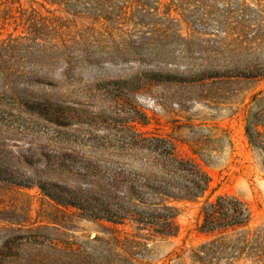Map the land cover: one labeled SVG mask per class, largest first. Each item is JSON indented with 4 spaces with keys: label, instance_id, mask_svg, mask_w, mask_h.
<instances>
[{
    "label": "trees",
    "instance_id": "obj_1",
    "mask_svg": "<svg viewBox=\"0 0 264 264\" xmlns=\"http://www.w3.org/2000/svg\"><path fill=\"white\" fill-rule=\"evenodd\" d=\"M2 34L0 74L27 64L45 69L51 77L33 98L36 116L55 125H63L59 121L75 106L128 102L135 109L137 91L157 80L169 82L172 104L180 107L191 95L215 103L235 80L264 78L261 2L0 0ZM145 59L169 71L131 68L75 77L85 65ZM55 65L60 68L52 76ZM252 100L259 111H247L245 134L264 152V95ZM18 103L25 104L12 99L9 106ZM25 112L34 114L28 107ZM134 121L128 117L89 142L53 129L56 134H44L42 146L30 147L29 156H14L28 166L21 172H8L10 162L0 158V181L15 190L0 197V264H152L149 241L179 233V203L196 204V229L207 239L175 252L173 262L164 264H264V226L248 227L247 203L231 193L214 194L206 170L179 152L174 137L143 130ZM198 142L189 143L194 153L202 149ZM33 186L65 219L98 222L103 230L78 238L62 222L32 219L30 204L20 205L16 188ZM44 210L41 206L40 213Z\"/></svg>",
    "mask_w": 264,
    "mask_h": 264
},
{
    "label": "rangeland",
    "instance_id": "obj_2",
    "mask_svg": "<svg viewBox=\"0 0 264 264\" xmlns=\"http://www.w3.org/2000/svg\"><path fill=\"white\" fill-rule=\"evenodd\" d=\"M247 2H261L264 5V0ZM4 36L5 34H2L0 38ZM253 55L259 56L256 52ZM151 64L158 67L149 66ZM147 67L162 73L169 71V66L159 61L145 59L133 63L85 65L79 69L75 77H95L102 73L118 74L130 71L131 68ZM59 68L60 65L51 68L52 76L57 75ZM18 71L17 74L6 73L8 75L4 76L0 74V101L7 103V106L0 104V158L10 162L6 166L8 172L28 169L25 163L19 164L14 160V156H29L30 147L37 149L42 146L41 139L44 134L53 136L56 134L53 129L60 130L59 135L64 138L89 142L108 134L128 117H134V122L139 128L174 137L179 152L192 157L206 170L211 178V188H215L214 194L227 192L245 201L251 210L249 228L264 226V152L254 149L249 144L244 120L247 111L250 110L253 114L259 111V106L252 100V95H264V78L254 81L235 80L234 84L230 85L229 92L221 93L217 98L218 102L215 103L202 101L191 95L180 107L172 104V88L169 82L157 80L152 82L150 87L137 91L133 98V103L137 106L135 109L128 102L103 108L75 106L71 107L59 121L63 125H55L37 118L39 105L33 99L41 90L47 89L45 82L51 76L46 74L45 69L33 68L28 64L19 67ZM160 77L156 79H162ZM195 98L198 100L193 101ZM12 99L25 104L9 106ZM18 106L21 107L20 112ZM27 107L33 111V116L26 114ZM147 119L149 124L146 126L137 122ZM259 129L263 130L261 126ZM191 141H199L202 147L200 153H194L190 149ZM2 177L7 179L9 176ZM16 189L22 194L19 195L20 205L24 208L27 203L30 204L29 215L32 219L39 222H62L67 228L66 231L78 238L92 237L104 228L101 223L76 216L65 219L64 214L52 205L53 201L44 197L37 186ZM13 192L15 190L10 191L8 185L0 181V197ZM41 206L45 209L42 213ZM179 206L181 207L177 216L180 224L179 233L176 236L149 241V260L152 264L172 263L173 260L169 259L174 257L175 252H181L207 239L205 234L196 229V204L179 203Z\"/></svg>",
    "mask_w": 264,
    "mask_h": 264
}]
</instances>
